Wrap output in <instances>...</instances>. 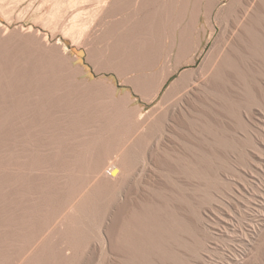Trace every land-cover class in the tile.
Returning a JSON list of instances; mask_svg holds the SVG:
<instances>
[{
    "label": "bare ground",
    "instance_id": "1",
    "mask_svg": "<svg viewBox=\"0 0 264 264\" xmlns=\"http://www.w3.org/2000/svg\"><path fill=\"white\" fill-rule=\"evenodd\" d=\"M227 1L169 0L152 29L136 34L138 62L122 66L119 82L95 80L78 59L65 79L38 78L53 69L31 66L6 85L0 264L187 261L202 224L200 197L218 196L202 193L198 113L214 111L220 94L226 99L230 72L244 63V52L259 50L264 35V0ZM8 2L0 0L2 17ZM87 2L71 0L64 12L80 20L72 24L76 32L83 19L104 20L99 5ZM146 4L138 2L140 9ZM7 42L0 25V82L8 72ZM259 207L251 226L264 242V202ZM227 264H264V251L245 248Z\"/></svg>",
    "mask_w": 264,
    "mask_h": 264
},
{
    "label": "rangeland",
    "instance_id": "2",
    "mask_svg": "<svg viewBox=\"0 0 264 264\" xmlns=\"http://www.w3.org/2000/svg\"><path fill=\"white\" fill-rule=\"evenodd\" d=\"M70 1L7 3L6 17L0 16V25L8 34V72L0 82V121L6 85L20 79L31 66L53 69L50 75L37 74L38 78L65 79L79 59L95 80L111 78L119 82L122 66L138 62L136 34L151 30L155 18L166 14L169 2L145 0V8L140 9V0H88L89 7L99 5L104 20L97 25L95 20L83 19L82 31L76 32L72 24L80 20L64 15ZM259 41V50L244 52V63L230 72L226 99L220 94L214 100V111L198 113L202 128V193L216 192L218 196L217 200L200 197L202 224L184 255V264H227L245 248L253 253L259 247L264 251V242L253 235L251 226L258 222V208L264 202V35ZM150 46L151 42L144 44L145 49ZM123 55L127 57L125 61ZM184 69L170 76L159 96ZM88 98L93 111L102 115V103L95 96ZM206 183L209 187L204 189ZM226 215L231 223L224 221ZM250 239L257 243L246 245Z\"/></svg>",
    "mask_w": 264,
    "mask_h": 264
},
{
    "label": "water",
    "instance_id": "3",
    "mask_svg": "<svg viewBox=\"0 0 264 264\" xmlns=\"http://www.w3.org/2000/svg\"><path fill=\"white\" fill-rule=\"evenodd\" d=\"M79 53L82 54V55L84 54L83 50H79Z\"/></svg>",
    "mask_w": 264,
    "mask_h": 264
}]
</instances>
